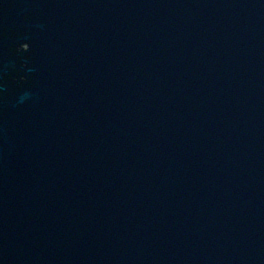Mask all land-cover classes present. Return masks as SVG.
Here are the masks:
<instances>
[{
    "label": "water",
    "instance_id": "water-1",
    "mask_svg": "<svg viewBox=\"0 0 264 264\" xmlns=\"http://www.w3.org/2000/svg\"><path fill=\"white\" fill-rule=\"evenodd\" d=\"M0 264H264V0H0Z\"/></svg>",
    "mask_w": 264,
    "mask_h": 264
}]
</instances>
